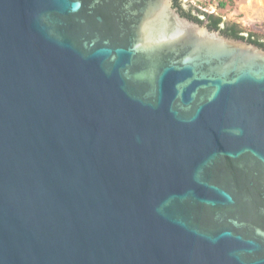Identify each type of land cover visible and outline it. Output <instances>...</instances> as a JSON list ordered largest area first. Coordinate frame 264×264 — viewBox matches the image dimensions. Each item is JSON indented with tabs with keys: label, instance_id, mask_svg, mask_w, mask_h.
Listing matches in <instances>:
<instances>
[{
	"label": "water",
	"instance_id": "water-1",
	"mask_svg": "<svg viewBox=\"0 0 264 264\" xmlns=\"http://www.w3.org/2000/svg\"><path fill=\"white\" fill-rule=\"evenodd\" d=\"M0 264H264V48L173 0H0Z\"/></svg>",
	"mask_w": 264,
	"mask_h": 264
},
{
	"label": "rangeland",
	"instance_id": "rangeland-1",
	"mask_svg": "<svg viewBox=\"0 0 264 264\" xmlns=\"http://www.w3.org/2000/svg\"><path fill=\"white\" fill-rule=\"evenodd\" d=\"M185 6L212 12L214 9L226 21L239 24L244 32H253L264 39V0H223L225 7L219 8V0H181ZM201 3L203 5H201Z\"/></svg>",
	"mask_w": 264,
	"mask_h": 264
},
{
	"label": "flooded vegetation",
	"instance_id": "flooded-vegetation-1",
	"mask_svg": "<svg viewBox=\"0 0 264 264\" xmlns=\"http://www.w3.org/2000/svg\"><path fill=\"white\" fill-rule=\"evenodd\" d=\"M179 1H180V5L182 9L191 11L196 16L197 22L207 26L208 28L212 30H217L225 36L232 37V38H239V39H243V40L250 42L249 32H244V30L240 28L239 24L235 22L224 20V18H222V16L217 13L216 9H214L212 12L205 11V10H199V9L192 8L191 6H185V4L182 3L181 0ZM173 4H174V0H173ZM218 18L219 20L217 21ZM215 20L217 21L216 27H215ZM235 30L238 31L241 37H236L235 35L231 33V31H235Z\"/></svg>",
	"mask_w": 264,
	"mask_h": 264
},
{
	"label": "trees",
	"instance_id": "trees-1",
	"mask_svg": "<svg viewBox=\"0 0 264 264\" xmlns=\"http://www.w3.org/2000/svg\"><path fill=\"white\" fill-rule=\"evenodd\" d=\"M201 5H203V4L201 3ZM225 5H226V2L225 1H223V0H219L218 1V7L219 8H223V7H225ZM174 6L179 9V11L181 12V14L183 16H186V17H188L190 19H193V20L197 21L196 16L191 11L184 10V9L181 8L180 1L179 0H174ZM218 20H219V18L217 19V21ZM217 21L215 20V27L217 26V24H216ZM231 33L233 35H235L236 37H241V35H239V33H238L237 30L231 31ZM249 41L257 44L258 46H260L262 48H264V39H260V38L256 37L253 32L250 33Z\"/></svg>",
	"mask_w": 264,
	"mask_h": 264
}]
</instances>
